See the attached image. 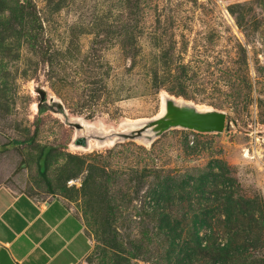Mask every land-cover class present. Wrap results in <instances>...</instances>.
Instances as JSON below:
<instances>
[{
    "label": "rangeland",
    "instance_id": "rangeland-1",
    "mask_svg": "<svg viewBox=\"0 0 264 264\" xmlns=\"http://www.w3.org/2000/svg\"><path fill=\"white\" fill-rule=\"evenodd\" d=\"M167 95L224 130L73 145ZM3 162L81 215L75 264H264V0H0Z\"/></svg>",
    "mask_w": 264,
    "mask_h": 264
},
{
    "label": "crops",
    "instance_id": "crops-1",
    "mask_svg": "<svg viewBox=\"0 0 264 264\" xmlns=\"http://www.w3.org/2000/svg\"><path fill=\"white\" fill-rule=\"evenodd\" d=\"M16 168L0 164V264H75L92 248L81 215L57 195L15 188Z\"/></svg>",
    "mask_w": 264,
    "mask_h": 264
},
{
    "label": "water",
    "instance_id": "water-1",
    "mask_svg": "<svg viewBox=\"0 0 264 264\" xmlns=\"http://www.w3.org/2000/svg\"><path fill=\"white\" fill-rule=\"evenodd\" d=\"M43 98L44 94H41V99ZM163 105L164 112L162 115L137 122L128 131H111L108 133L100 131L99 134H93L83 139L79 137L74 140L73 144L77 145L82 141L83 145L88 146L91 137L98 142L138 139L148 144L171 128L189 129L199 133H220L226 126L227 115L222 110L199 108L193 103L169 95L163 98Z\"/></svg>",
    "mask_w": 264,
    "mask_h": 264
},
{
    "label": "trees",
    "instance_id": "trees-1",
    "mask_svg": "<svg viewBox=\"0 0 264 264\" xmlns=\"http://www.w3.org/2000/svg\"><path fill=\"white\" fill-rule=\"evenodd\" d=\"M28 2V4H22L21 5V11L22 10H24V12H25V14L27 13V11H26V9L27 8H31V6H32V4L29 2V1H27ZM33 9V8H32ZM31 9V10H32ZM33 13V11L32 12H29V14H32ZM40 111L41 112H43L44 111V108L42 107V108H40ZM15 144H19V143H21V142H19V141H13ZM40 159V158H39ZM43 166H42V164H41V162H40V160H39V171H40V173L44 176V170H43V168H42ZM216 262H213V264H215Z\"/></svg>",
    "mask_w": 264,
    "mask_h": 264
},
{
    "label": "bare ground",
    "instance_id": "bare-ground-1",
    "mask_svg": "<svg viewBox=\"0 0 264 264\" xmlns=\"http://www.w3.org/2000/svg\"><path fill=\"white\" fill-rule=\"evenodd\" d=\"M163 112H164V105L162 104V109H161V111H160L155 117L162 115ZM78 138H79V136L76 135V137L74 138V140H77ZM88 143H89L88 146L83 145V143H81V142L78 143L77 145H75V144H73V145H74V146H81V145H83V146H81V147L88 148V147H90V141H89Z\"/></svg>",
    "mask_w": 264,
    "mask_h": 264
}]
</instances>
